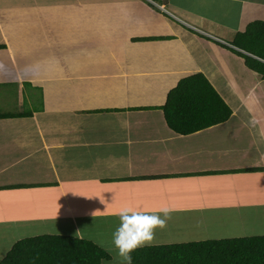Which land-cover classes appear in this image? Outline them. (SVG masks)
Returning <instances> with one entry per match:
<instances>
[{"label":"crops","instance_id":"obj_1","mask_svg":"<svg viewBox=\"0 0 264 264\" xmlns=\"http://www.w3.org/2000/svg\"><path fill=\"white\" fill-rule=\"evenodd\" d=\"M150 1L0 0V103H12L0 114H26L0 118L7 249L79 230L121 263L109 235L124 206L168 205L167 227L178 231L217 220L239 238L264 226V79L239 51L189 27L232 45L264 22V0ZM196 73L231 115L181 135L161 107Z\"/></svg>","mask_w":264,"mask_h":264},{"label":"trees","instance_id":"obj_2","mask_svg":"<svg viewBox=\"0 0 264 264\" xmlns=\"http://www.w3.org/2000/svg\"><path fill=\"white\" fill-rule=\"evenodd\" d=\"M232 45L248 54H241L245 65L264 79V22L249 23L243 32L236 34ZM161 109L168 127L181 135L221 124L231 115L228 105L200 73L181 79L169 91ZM23 115L26 114H0V118ZM105 261H109V254L91 241L41 235L17 241L0 264ZM132 264H264V236L145 246L132 253Z\"/></svg>","mask_w":264,"mask_h":264},{"label":"clouds","instance_id":"obj_3","mask_svg":"<svg viewBox=\"0 0 264 264\" xmlns=\"http://www.w3.org/2000/svg\"><path fill=\"white\" fill-rule=\"evenodd\" d=\"M240 53L248 55L244 51ZM101 202L103 203L102 200ZM98 211L96 210L92 215L95 217ZM173 211L174 208L168 205L161 206L153 212L133 206H124L117 210L115 214L119 217V226L112 234V245L122 264H132L134 251L154 243L156 230L167 227ZM79 232L78 230L75 238ZM58 235L61 234L58 232Z\"/></svg>","mask_w":264,"mask_h":264},{"label":"rangeland","instance_id":"obj_4","mask_svg":"<svg viewBox=\"0 0 264 264\" xmlns=\"http://www.w3.org/2000/svg\"><path fill=\"white\" fill-rule=\"evenodd\" d=\"M152 4L155 5V3H152ZM6 101H8V100H6ZM0 107H6V109H11L12 103H9V105H5L4 102H2V103H0ZM182 227H185V229H183V230H187L186 225L183 224ZM183 230L178 231L174 226L166 227L165 230L160 229L158 232H156V240H159L160 241L159 243H161L158 245H162V244H166V243L178 244V243H186V242H191V241L218 240V239H223V238L224 239L234 238V235H235V234H232L229 232H223V231H225V228H224V226L222 228H219V223L217 220L207 222L205 230H204V228L199 229L198 225H197L196 230H194V231H183ZM263 232H264V226H263V223H261L257 227L256 230H249V228L246 226L241 228L238 232L239 235H237L235 237L260 236L263 234ZM229 234H231V235H229ZM110 236H112V235H109V239H110ZM3 240H0V257L6 255L10 251V249L12 248L10 245L7 249L6 244L4 243ZM152 245H154V243ZM114 258L120 259L117 256L116 252H115ZM117 263L122 264V262L120 263L118 261H117ZM104 264H111V263L108 261V262H105Z\"/></svg>","mask_w":264,"mask_h":264},{"label":"built area","instance_id":"obj_5","mask_svg":"<svg viewBox=\"0 0 264 264\" xmlns=\"http://www.w3.org/2000/svg\"><path fill=\"white\" fill-rule=\"evenodd\" d=\"M148 1L151 2L150 0H148ZM151 3H153V2H151ZM157 7H158L162 12H164L165 14H167L168 16H170L171 18L180 21V20H179L178 18H176L173 14H171L170 12H168L163 6H157ZM183 23H184V22H183ZM184 24H185V23H184ZM189 27H190L193 31H196V32L201 33V35L208 36V38H210V39H213V40L218 41V42H220V43H222V44L228 45L229 47H231V48H233V49H236L237 51L243 52L242 50H240V49H238V48H235L234 46H232V45H230V44H227V43L223 42L222 40H220V39H218V38H216V37H214V36H211V35H209V34L203 32V31H201V30H199V29H197V28H195V27H191V26H189Z\"/></svg>","mask_w":264,"mask_h":264}]
</instances>
